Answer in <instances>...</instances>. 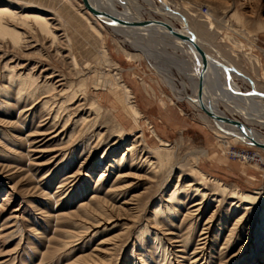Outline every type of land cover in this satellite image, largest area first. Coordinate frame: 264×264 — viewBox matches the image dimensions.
Masks as SVG:
<instances>
[{"label": "rangeland", "instance_id": "obj_1", "mask_svg": "<svg viewBox=\"0 0 264 264\" xmlns=\"http://www.w3.org/2000/svg\"><path fill=\"white\" fill-rule=\"evenodd\" d=\"M138 1L142 21L165 26ZM153 1L188 20L208 63L232 87L264 94V0ZM88 4L0 0L51 16L57 36L50 46L39 35L29 49L0 37V264H160L161 252L166 264H264V149L227 134L207 113L206 99L191 98L176 65L187 56L171 40L166 46L118 30ZM9 70L41 72L39 84L52 75L46 80L55 89L18 98ZM113 77L129 87L140 126L122 125L129 119L113 104ZM66 88L80 100L52 123L40 104L62 100ZM219 109L245 136L264 139L257 122ZM197 170L227 193L209 181L204 200L181 188L197 185ZM175 188L179 206L165 209ZM230 191L254 202L235 209Z\"/></svg>", "mask_w": 264, "mask_h": 264}, {"label": "bare ground", "instance_id": "obj_2", "mask_svg": "<svg viewBox=\"0 0 264 264\" xmlns=\"http://www.w3.org/2000/svg\"><path fill=\"white\" fill-rule=\"evenodd\" d=\"M162 1L164 3H167V0ZM142 2L152 8L151 10L154 14H158L164 17L166 22L164 24L165 26H159L158 24H154L152 22L148 23L142 21L141 6L136 5V3H140L138 0H89L90 5L96 10L98 15L105 22L114 26L118 30H129L134 35L140 38H143L145 40L155 39L164 45L166 44L162 42L163 40H171L175 45H177V48L184 52L187 58H185L184 56L179 57V59L176 60V65L181 69L180 72L189 80L191 98L195 102H200L201 98L198 92V83L201 70V58L190 42H188L178 34L170 33L168 29H174L183 34L192 36L194 42L198 45L199 48V43L201 42L198 43V39L196 38L193 30L188 25L187 19H184L182 16L174 13L173 11L171 12L170 10H166V8H163L162 6H155L153 0H142ZM172 21L180 24V29L179 27L176 28ZM53 22L54 19L49 15L44 16L43 14L38 12L22 13L16 8L0 6V37H8L12 45L16 47H22L25 49L36 48L35 45L39 40V35H41L42 38H49L51 42L50 46H52L57 38L56 34L54 33L55 27H53L56 24L52 25ZM73 61H75V58L73 59ZM206 63L208 70L207 74L204 77L202 98L206 99L208 105L207 111L210 117L213 114L214 116L216 115V117L212 119H214L216 124L223 130H225V132L230 136H235L239 140L247 141L252 144H255L256 142L264 143V139L261 137L257 138L250 136L249 138L245 136L237 125L232 126L229 123L219 121H223V117L227 116L223 111L219 109V105H223L229 112L237 113L243 116L245 119L249 121H255L259 125L264 127V94L255 91L242 92L241 90L232 87L224 77V75L220 71L212 67L208 63L207 59ZM39 76H42L41 72H39L38 74L31 71L25 74L23 72L17 73L14 70H9L7 72V80L11 85L15 86L16 96L18 98L23 94H26L30 98L34 96L37 98L40 94L46 93L48 91L50 92L55 89V83L52 82V80L51 82L49 80H46L47 78H51L52 75H47V77L44 76V80L40 84L38 82ZM62 79L58 80L60 81ZM59 85H62V83H60ZM66 89L67 90L63 89L61 93H59V91H57L56 93V95L58 93L61 95L64 94L62 100L55 102L54 98L52 97L51 100H43L40 104L43 109L47 110L48 115L50 114L49 116L52 119V123H54V120L60 117L61 112H66L68 110V104L75 103L76 101L80 100L79 95H77L76 89L72 91H68V88ZM109 89L113 98V104L121 106L124 110V113L128 116L129 121L122 123V125L126 127H133V125L140 123L141 112L131 100L132 94L129 87L125 83L119 81L116 77H113L112 81L110 82ZM81 93L83 94L81 98H84L85 90L81 89ZM207 94L210 95V100L207 99ZM93 104L94 102H92L90 105ZM94 113L97 118L98 111L96 109ZM69 118L70 114L66 113L65 116H63L59 121H62L64 126ZM137 125L140 126L139 124ZM71 131H75L74 126L71 127ZM151 134L154 138L157 139V141H161L154 129L151 130ZM101 135L102 133L100 131V142L102 140ZM71 136L72 135H69L67 141L70 140ZM87 139H89V137ZM257 146L261 147V149H264V146L261 144ZM158 147H156L155 149H158ZM201 153L205 154V151H202ZM246 158L253 160L256 159L255 155L246 156ZM146 161L148 162V160ZM149 162L151 161L149 160ZM148 164L146 163V165ZM198 173L201 176V180L197 182V185H182L181 188H185L187 192L198 195L199 200H204V198L206 197V192L202 190V188H205V185L209 182H211V186L214 188V190H218L222 194L227 193L226 187L219 180L209 178L200 171H198ZM176 191L177 189L175 188L169 194V201L165 205V209L170 206L169 204H171V202H174L176 206H179L180 202L178 200ZM215 198L213 199L215 200ZM228 198L233 199V201H237L233 202L232 204L234 205L235 209H246L248 204L254 202V198L250 194L240 192V194L238 195L236 191H230ZM210 200L212 199L209 198V201ZM199 202L196 204H199ZM199 209L200 205L196 208V211H198ZM173 211L174 213L177 212L176 207L173 208ZM153 213L156 218L159 214L157 206L154 207ZM158 256L162 259L160 264H166L167 260L165 259L167 255L164 252H161L158 254Z\"/></svg>", "mask_w": 264, "mask_h": 264}, {"label": "water", "instance_id": "obj_3", "mask_svg": "<svg viewBox=\"0 0 264 264\" xmlns=\"http://www.w3.org/2000/svg\"><path fill=\"white\" fill-rule=\"evenodd\" d=\"M84 4L85 5H89V1L88 0H83ZM149 23V22H148ZM147 23V24H148ZM170 33H173V34H178L180 35L181 37H183L185 40H187L188 42H190L195 50L198 52L200 58H201V70H200V74H199V83H198V92H199V96L202 100V94H203V84H204V77L205 75L207 74V70H208V67H207V63H206V59H205V56H204V53L202 52V50H200V48L198 47V45L194 42V39L192 36L190 35H186V34H183L179 31H176L174 29H168ZM208 113V112H207ZM212 118L216 117V115L214 116V114L211 116ZM216 119V118H215ZM221 122H226V123H229L231 124L232 126H235L236 124L230 120V118H228L227 116H224L223 117V121L222 120H219ZM236 123H238L240 126H244L242 125L239 121H236ZM255 144L257 145H263L264 146V143H260V142H256Z\"/></svg>", "mask_w": 264, "mask_h": 264}]
</instances>
